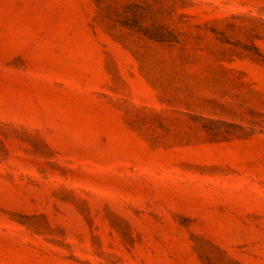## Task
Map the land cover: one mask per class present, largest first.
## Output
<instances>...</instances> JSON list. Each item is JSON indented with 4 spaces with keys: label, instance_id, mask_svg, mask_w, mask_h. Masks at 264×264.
<instances>
[{
    "label": "rangeland",
    "instance_id": "obj_1",
    "mask_svg": "<svg viewBox=\"0 0 264 264\" xmlns=\"http://www.w3.org/2000/svg\"><path fill=\"white\" fill-rule=\"evenodd\" d=\"M0 264H264V0H0Z\"/></svg>",
    "mask_w": 264,
    "mask_h": 264
}]
</instances>
